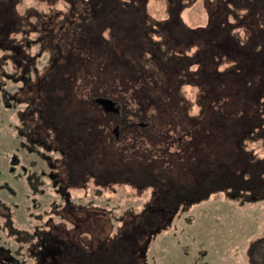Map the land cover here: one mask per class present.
<instances>
[{
	"label": "rangeland",
	"instance_id": "374dc122",
	"mask_svg": "<svg viewBox=\"0 0 264 264\" xmlns=\"http://www.w3.org/2000/svg\"><path fill=\"white\" fill-rule=\"evenodd\" d=\"M109 1V3H112L111 6L109 5L112 7L111 10L119 12L118 9H121L122 16H126L128 19L130 18L128 16L132 15L131 12L134 14L141 12L142 16L140 17H143V14L146 13L151 19L161 21L162 26L152 27L158 32L153 33V36L151 34V39L158 41L156 44H160L157 46V48L161 46L160 50L168 48L156 51L157 54H153V56L160 62L173 63L174 66L187 64V69L189 64L195 63L198 59L194 57L195 44L192 43V40L194 41V29L205 28L210 23L211 15L215 16L214 24L217 20H220V14L217 13L218 10L214 0H182L181 3H178L177 0ZM88 2L89 4H85L83 0H77L75 3H71L70 0H0V11L2 13L0 15V26L2 18L7 20L9 24L8 26L4 23L2 26L3 32H0V37L2 36V39H0V57L13 58L6 59L4 70L8 73L16 72L15 74L20 73L21 70L19 69L18 72L17 69L15 70L17 62L14 57L33 59L28 75L31 78L29 81L34 83L35 90L28 88V91L24 92L25 88L21 92L23 94L21 96L22 100L12 108L26 109L29 104L27 98L32 95L35 96L36 101L42 100L41 95L37 96V90L42 91L47 76L52 77L54 75L53 70H58L56 66L54 67V64L59 63V73H63L68 85H65L64 88L56 86L54 89H47V91L49 94L55 93L53 96H56V94L63 95L66 93L64 90L68 89V98L60 99L58 103L59 112H61L58 117L61 118L62 124L63 122L66 125L77 122L78 118L73 115H76L78 110L83 109L86 113V121L82 122L78 119V122L81 121L83 128L86 129L83 132L87 131L88 133L90 131L88 128L92 122L97 121L99 126L101 125L100 130H95L97 140L94 144L95 146L97 144V148L95 147L91 154H96L99 148V162H105L107 164L106 168L114 165L116 171L107 172L106 169H103L101 173L112 175L109 178H103L100 175L99 177L94 175L92 178L86 177L88 174H85L83 178H89L88 183L85 186H77L70 190V199L68 198L72 202L99 208L107 214L98 212V216L108 215L113 220V225L110 220H99L96 232L88 234L93 236V241H97L95 249L98 252V256L95 257L96 264H250L248 249L251 242L264 233V138L248 140L249 142L244 147V151L239 147L240 155L237 156L238 159L246 162V166L254 165V178L251 181H230L228 185L222 188L206 187L205 185L208 186L210 179L208 178L209 175L218 173V171L220 173L225 159L221 154L214 155L216 152L211 148L213 146H211L212 143L209 140L206 141L205 145L203 142L197 141L208 136L209 131L207 128L196 129L198 132H195L196 137L194 136V138L188 136L192 133V128L199 126L203 119L209 115H211L209 118L216 119L215 115L210 114L211 110L208 109V106L197 103L198 88L193 84H187L182 87V91L177 93L178 96L168 97L166 95L171 104L177 103L175 108L177 115L172 112L170 107L172 105L162 106L161 110L163 111L160 112L148 106L146 109H151L145 116V120L137 121V125L130 124L128 120L132 117L129 114V107L122 106L127 100L123 98L133 97L135 89H139L140 93L143 91V95L134 98L136 102L132 106L138 107L141 105L140 102L144 100L147 91L150 92L151 88L154 89L153 87L156 84L153 86L145 83L146 67L144 69L141 67L135 72L128 66L126 69L119 66L120 63L118 64L117 60L121 56L124 64L132 62L134 65L139 64L137 60L141 62V57L138 59L130 58L126 52L122 53V47L124 46L119 47V43H116L109 32H105L103 36L105 42H102V38L101 40L97 39V28L103 27L102 29H106L107 27L105 21H98L102 24L100 25L96 21L98 18L95 15L104 6L101 0ZM137 5L138 7L139 5L143 6L142 9H138ZM77 7H79L80 10L78 11L80 12L85 10L92 12V16L95 15V18L91 21V26L87 24L88 19L80 22V15L78 18L73 16L72 12L75 11L74 13H76ZM237 8H239L240 15L244 14V19L241 20L242 16H240L236 21L230 15L228 23L232 24L234 28L241 26V28H238L240 29L238 32L241 33L240 37L241 39L246 37L245 41H248V34L252 28L246 24L249 23V26L253 28L261 25L264 27V20L261 25L259 22L254 25V14L245 16L244 8L241 5ZM69 13L73 17H67L62 21L63 17ZM48 17L53 18L51 26L41 30L40 28L45 27L44 20ZM114 20L115 25L112 26L110 34L116 29V17ZM231 20H234L235 23H232ZM167 21L169 24H167ZM64 23L67 25L73 23L78 27L82 26L83 30L81 31H78L76 25L66 26L65 30L73 34L76 39L84 38L90 43L92 42V51L100 49L99 60L98 56L94 54L92 57L86 58V62L80 59L73 61L75 52H77L75 46L74 49L71 47L73 53L70 60L66 61L63 58L66 55L68 46L65 42L66 39H62L63 36L62 33H59V28ZM85 28L87 30H84ZM243 28L249 29L248 32H245L246 30ZM229 31L231 32L232 29ZM259 35L260 33H257L254 36L257 38ZM15 48L18 51H15ZM103 50L109 52L110 58L106 63L103 59L106 53ZM124 54L130 58V62L126 60L127 63H125L126 56ZM150 54H146L149 59L151 58ZM247 61L253 64L252 58ZM28 62L30 63V61ZM226 62L230 64V59L228 58ZM226 66L227 64H223L221 69ZM119 67L122 68L120 71L122 75L117 70ZM194 68L195 66H192L189 69L194 70ZM155 73L160 74V71ZM57 75L58 72L55 73V76ZM171 76L170 79L173 80L174 73H171ZM187 78L189 79L188 76ZM6 82L4 88L8 91H13L19 85H22L20 81L14 83L12 80H7V77ZM142 85L146 87H142ZM75 86H77V89ZM79 86L81 87L79 88ZM147 86L151 88L149 89ZM70 87L72 88L70 89ZM75 90H80L81 95H79V92L78 94L75 93ZM158 93H160L159 88L151 90L152 95ZM53 96L51 95V99L54 100ZM100 96L111 97L110 99L117 101V107L120 109L117 116L110 115L113 109L108 112L103 104L95 101V98ZM239 100L242 103L244 98ZM126 102L128 103L129 100ZM239 102L236 101V103ZM50 104L48 103V105ZM54 106L57 105L53 103ZM114 106H116V103ZM12 108L10 105L5 106L0 91V184L8 181L15 188L26 187L27 179L28 184L31 179L28 198L21 199L20 196H16L14 202L21 199L20 202L25 206L31 200L42 204L43 197L40 194L43 191L42 186L37 184V176L33 173L35 167H31L32 163L30 161H24L29 160L24 154L27 148L22 147L23 144L16 135L15 124L18 120L17 114L11 111ZM251 108L253 106L248 107L247 110L250 111ZM154 111L156 113H153ZM202 111H205V114H201ZM260 115L263 118L264 114L261 113ZM172 117H180L188 127L184 130L181 128L180 131L167 130L168 127L163 126L161 121L172 119ZM106 118H108V123H106ZM154 120L157 123L156 127ZM246 120L248 119L241 116L240 121L244 122ZM140 122H145L143 127L146 128L136 131L135 129H139L138 126H141ZM118 123L119 135L116 136L113 128ZM209 124H211V121ZM211 126H214V124ZM246 128H250V126ZM259 135L262 134L257 133L254 136L260 137ZM136 136H138L137 142L133 139ZM129 143L133 144L131 146L133 150L136 148V151L134 150L135 154L128 151L131 148L127 146ZM232 143L236 148L238 147L236 141ZM111 146L119 149L113 152L110 149ZM151 150L155 153L152 152L151 155H148ZM82 152V159L84 160L85 151ZM47 153L52 156L59 155V152L54 150ZM251 156H253L252 159ZM128 157L131 160H128ZM119 162H122V166L117 168L115 164ZM147 162L150 163L149 167L152 171L158 175L155 177H138L139 175L144 176L143 172H140L142 170L141 165L147 164ZM126 164L135 167L132 168L131 172L136 174V177H133L134 174L125 169ZM159 168L164 169L163 174L158 173ZM77 171L78 169L75 172L73 169L69 171L68 179L73 178ZM34 174L35 177H33ZM133 180L137 182L134 183ZM147 181H149L148 185ZM150 181H156L157 185ZM161 183L164 184V188L169 187L168 193H163V190L159 188ZM51 185L45 191L44 201L47 202V205L49 202L62 204L65 199L60 198V194ZM1 194L3 193L1 192ZM7 199H10V197H7ZM7 202L9 203L8 200ZM20 208L23 207L18 208L15 218L19 214ZM3 209L6 211L4 207ZM12 211V213L15 212L14 209ZM22 213L20 219L26 220V212L22 211ZM24 227L25 225H22L20 228ZM17 228L16 232L20 231L22 233L23 229H20L19 225H17ZM6 233L5 231L0 232V242L12 247L14 251L17 241L14 236L9 237ZM9 233L13 234V232ZM23 256H20V258L24 259L25 264H31L33 259L30 254L24 252Z\"/></svg>",
	"mask_w": 264,
	"mask_h": 264
},
{
	"label": "trees",
	"instance_id": "16d2710c",
	"mask_svg": "<svg viewBox=\"0 0 264 264\" xmlns=\"http://www.w3.org/2000/svg\"><path fill=\"white\" fill-rule=\"evenodd\" d=\"M70 1L71 3H75V1L77 2V0ZM83 1L85 4H89L88 1L91 0ZM101 1L104 7H101L99 9L100 12H98V14H95L98 18V20H95L97 22L105 21L107 27L106 29H102L103 27L97 28L98 30L96 29L98 34L97 39L101 40L102 38V42H105V38H103V36L105 35V32H109V35L114 37L116 43H119V47L121 45L124 46L122 47V53L126 52V54H128L130 58L138 59L141 57V62H138L137 60V63L139 64L134 65L132 64V62H130V58H128V56L124 54L126 56L125 63H127L126 60H128L130 64H124L122 56L121 58H118L119 60H117V63H120L119 66H122L125 69L128 66V68L132 69L135 72H137L136 70L141 69V67L142 69L146 67L147 69L145 71V83L153 86L156 84L153 88H159L160 93H162V95H160V93H158L157 95H152L151 90L154 89L147 86L149 89L151 88V90L150 92L147 91V93L144 95V100L140 102L141 105L138 107L132 106L136 102L134 98H137L138 95H143V91L142 93H140L139 89H135L133 97L130 98L129 96V98H123L124 100H129L128 103L126 102V100L125 103L122 104V106L129 107V114H131L132 117L130 120H128L130 124L137 125V121H140L142 119L145 120L144 118L145 116H147V113L151 108H155L157 112H160L163 111L161 110L162 106L168 107V105H172L170 106L172 108V112L177 115L175 112L177 103L174 102L171 104L170 99H168L167 96L169 97L172 95H177L178 92L182 91V87L184 85L193 84L198 88L197 103H199V105L200 103H202V105L208 106V109L211 110L210 114L215 115L216 119L209 118V116H211L209 115L207 118L203 119V122L199 126L193 127L192 133L188 134V136L194 138V136L196 137V133L198 132L196 129L207 128V130L209 131L208 136L202 137L201 139L197 138L200 140H196L200 143L203 142L204 145L206 144V141L209 140L210 143H212L211 146H213L211 148L216 152L214 153V155L218 156L221 154L225 159V161L223 162V169H221L222 171L220 170V173L218 171V173L209 175V177L205 176L210 178L208 181V186H205L211 188H222L223 186L228 185L230 181H251L254 177V165L246 166V162L238 159L237 156L240 155L239 147L244 151V147L246 146L247 142H249L248 140L251 141V139L255 140L264 138V116L263 118L260 117L261 113L264 114V27L263 25H261L264 20V0H237V2H235L236 0H214L215 6L218 10L217 13L220 14V20H217L214 24L213 20L215 16L211 15L210 23L205 28L199 27L194 29L195 34L194 41L192 40V43L195 44L194 57H197L198 59H196L195 63L189 64L188 69L186 68L187 64H178L174 66L173 63H168L165 61L160 62L153 56V54H157L156 51H162L168 48L166 47L160 50L161 46L160 48H157V46H159L160 44H156L158 43V41H153L151 39V34L153 36V33L158 32L153 28H157V25H163L161 21H159L158 19H151L146 13L143 14V17H140L142 16L141 12H137L136 14L131 12L132 15H129L128 17L130 18L128 19L126 18V16H122L121 9H118L119 12L111 10L112 7L110 6L112 3H109V0ZM147 1L148 0H146V2ZM181 1L182 0H177L178 3H181ZM240 5L245 10V16L254 14V25L258 24V22L261 25L260 27L253 28L252 26H249V23L246 24L248 27L252 28L250 29L251 32H249L248 34V41H245L246 37L243 36V39H241L240 37L241 33L238 32L240 30L238 28H241V26L234 28L232 24L228 23L230 20V15H232L236 21L240 16H242L241 20L244 19V14L242 13V15H240L238 12L239 8L237 7H239ZM142 7L139 5L138 9H142ZM77 8L78 9L76 10V13L78 14L74 13L75 11H73V16L75 18H78V16L80 15V22H82V20L84 21V19H88L87 21L89 22L87 24L91 26V21L95 18V15L92 16V12L90 11L83 10L80 12L78 11L80 10L79 7ZM232 10H234V12H232ZM41 16L45 17L44 15ZM73 16L71 15V13H69L63 17L62 21L67 19V17L69 18ZM115 17L117 21L116 29L113 30L110 34V31L113 28L112 26L115 25ZM241 20L238 22L240 23ZM149 21L151 22V24ZM44 22L45 28H49L53 22V18L48 17L46 20H44ZM231 22L233 23L234 20H231ZM167 24H169L168 21ZM73 25V23H68V25L64 23L59 28V33H62V39H66L65 42H67L66 45L68 46L66 55L63 58L66 61L70 60V56L73 53L71 52V50L74 49L75 46L77 52H75V58L73 59V61H77L78 59H80L86 62V58H90L94 54L98 56L99 60L100 49H98V51H92V42L90 43V41L84 38L76 39L73 37V34L65 30L66 26L72 27ZM242 27H244V25H242ZM77 29L78 31L83 30L82 26L78 27ZM228 29H232V31L230 32ZM243 29L246 30L245 32H248L249 30L245 28ZM84 30L87 29L85 28ZM257 33H260V35L256 38L254 35ZM0 39H2V36L0 37ZM103 51L106 54L104 55V58H102L106 63L110 58L109 52L106 50ZM148 53H151L150 57L153 59H149V57H147L146 54ZM228 58L230 59V64H228V62L225 63ZM250 58H252L253 64L248 63L247 60ZM58 64L59 63L54 64V67L56 66L58 70H53L54 75L50 78H47V80L44 82L45 90L49 88L54 89L56 86H61V88H64L65 85H68L66 84V77L62 72L59 73L60 70ZM223 64H227V66L221 69V66ZM192 66H195L194 70L189 69L192 68ZM121 69V67L117 69L119 70L120 75H122V73L120 72ZM156 71H160V74H156ZM56 72H58L57 76H55ZM171 73H174L173 80L170 79L172 77ZM154 76L158 78H155ZM187 76L189 77V79L187 78ZM184 78H186L187 80ZM72 87H70V89ZM75 87L77 89V86ZM80 87L81 86H79V88ZM142 87L146 86L142 85ZM64 91L66 93H64L63 95L56 94V96H53L55 93H50V95L56 97L57 99L68 98V89H65ZM145 91L146 90L144 89V92ZM45 92L48 91L46 90ZM74 92L77 94L79 92V95H81L80 90H75ZM243 98L244 100L246 99V101L243 100V102L241 101L242 103H240L239 99ZM114 101L116 103V106L115 109L110 112V115L117 116V113L120 109L119 107H117V101ZM236 101H238L239 103H236ZM55 105L58 106V103ZM51 106H53V103H51ZM148 106H151L149 110L146 109ZM252 106L253 108L248 111L247 108ZM153 113L156 112L154 111ZM201 114H205V111H202ZM77 116L78 119H80L82 122L86 121V113L83 109L78 110ZM241 116L245 117L248 120L244 122L240 121ZM106 121V123H108V118H106ZM210 121L211 124H209ZM154 122L156 127L157 123L155 120ZM161 122H163V126L168 127L167 130L171 131H180L181 128L184 130L188 127L185 121L183 119H180V117H172V119L162 120ZM119 123L115 125V127H118ZM212 124H214V126H211ZM247 126H250V128H246ZM138 127L140 128L131 129H135L137 131L146 128L143 126ZM97 128L100 130L101 125L97 126ZM189 128L191 129V127ZM257 133H261L262 135H259L260 137L254 136L257 135ZM137 137L138 136L133 138L136 142L138 141ZM233 141H236L238 143L237 148L232 143ZM131 143H129L127 146H133V144ZM227 144H230L231 146H228ZM87 146L88 145H84L83 148H88ZM110 149H112V151L114 152L119 148L111 146ZM134 150L132 147L128 149V151H130V153L132 154H135L136 150ZM152 152L154 151L151 150L148 155H151ZM252 157L253 156H251V159ZM128 158V160H131L130 157ZM147 164V169L149 170L150 163L147 162ZM115 166L117 168L121 167L122 162L116 163ZM132 168L135 167L129 165V168H127L125 165L126 170H133ZM248 257L250 264H264V233L251 242V245L248 249Z\"/></svg>",
	"mask_w": 264,
	"mask_h": 264
},
{
	"label": "flooded vegetation",
	"instance_id": "af4514ba",
	"mask_svg": "<svg viewBox=\"0 0 264 264\" xmlns=\"http://www.w3.org/2000/svg\"><path fill=\"white\" fill-rule=\"evenodd\" d=\"M0 15H2L1 11ZM3 20L4 18L1 19L0 32H3L2 26L4 23L9 26L8 21ZM43 28L45 27L40 29L42 30ZM15 51L18 50L15 48ZM9 58L13 59L12 57H0V91L5 106L10 105L12 108L22 100L21 96L23 94L21 92L25 88L26 90L24 92L28 91V88H31V90L35 89L34 83L29 81L31 78L28 75L30 71L29 67L32 66L31 62L33 59L14 57L17 62H15V70L17 69V72L19 69L21 70L20 73L15 74L16 72L8 73L4 70V63ZM6 77L7 80H12L14 83L20 81L22 85H19L20 87L18 86L13 91H8L4 88L7 83ZM47 78L49 77L47 76ZM42 87L44 88L42 91L37 90V96L41 95L42 100L39 99V101H36L35 96L32 95L27 98L29 104L26 109L12 108L13 110L11 111L17 114L18 121L15 124L16 135L20 138L19 141L23 144L22 147L27 148L24 154L29 160L24 161H30L32 163L31 167H35L33 173L37 176V184L42 186L43 191L40 194L43 197V203L38 204L35 200H31L25 206V204L22 205L20 202L24 197L28 198L30 194L31 179L29 180V184L27 179L26 187L20 186L15 188L8 181L0 184V190L3 193L1 194L0 192V232H7L6 234L9 237L14 236L17 241V246L14 251L12 247L0 242V264H25L24 259L20 258V256L24 255V252L30 254V257L33 259L31 264H96L95 257L98 256V252L95 251L97 241H93V236H89L88 234H92L91 232L94 231L96 232L99 226V220H110L112 225L114 224L113 220L108 215L98 216V212H103L99 208L72 202L68 198L70 199V190L77 186H85L88 183L89 178H83L85 174H88L86 177H92L94 175L99 177L100 175L103 178H109L112 175H104L101 173L103 169H106L107 172H115L116 170L114 169V165L106 168L107 164L105 162H99V148L96 154H91L94 148H97V144L95 146L94 142L96 143L97 140L95 130L98 129L99 122L90 123L88 128L90 130L88 132L89 134L87 131L83 132L86 129L83 128L81 121L78 122V119L74 124L68 123L66 125L64 122L62 124L61 118L59 119L58 117V114H61L59 112L60 108L58 106H50L51 104L48 105V103L52 102L57 104L60 99L56 97H53L54 100L51 99V95L45 92V86ZM98 98H95L96 102H99L97 100ZM106 111L110 112L109 110ZM77 113L73 116L78 118ZM140 124L144 126L145 122H140ZM113 132L118 136V127H114ZM84 145H88V148H83ZM51 150L58 151L59 155L52 156L47 153ZM82 151H85L84 160L82 159ZM129 165L131 166V164H126V167L129 168ZM147 165H141L142 170L140 172H143L144 176L139 175L138 177H155L158 175L150 167L148 170ZM23 166L26 167L25 165ZM72 169L74 172L77 169L78 171L73 178L68 179L69 171H72ZM83 170L85 172H82ZM127 171L131 172L128 169ZM163 172L164 169H158V173L163 174ZM35 174L33 177H35ZM136 176V174L133 175V177ZM33 180L35 181V179ZM133 181L134 183L137 182L136 180ZM150 182H154L153 184L157 185L156 181ZM148 183L149 181H147V185ZM168 183L172 184L169 181ZM50 185L60 194V198L65 199L62 204L49 202V207H47V202L44 201L45 191ZM164 187L163 183L159 185L163 193H168L169 187ZM6 196L10 197L13 201L7 199ZM16 196H20L21 199L14 202ZM20 206L23 208L19 209V214L15 218ZM13 209L15 210L14 213H12ZM22 211L26 212V220L20 219V216L23 214ZM103 213L107 214L105 211ZM17 225H19V228L25 225L24 228H20L23 229L22 233L20 231L16 232L18 230ZM9 232H13V234L11 235ZM112 236L110 237L112 238Z\"/></svg>",
	"mask_w": 264,
	"mask_h": 264
},
{
	"label": "water",
	"instance_id": "95a60500",
	"mask_svg": "<svg viewBox=\"0 0 264 264\" xmlns=\"http://www.w3.org/2000/svg\"><path fill=\"white\" fill-rule=\"evenodd\" d=\"M97 100H98L101 104H103V106H104L106 109H108V110L113 109V107H114V105H115L114 101H113L112 99H110V98L99 97Z\"/></svg>",
	"mask_w": 264,
	"mask_h": 264
}]
</instances>
